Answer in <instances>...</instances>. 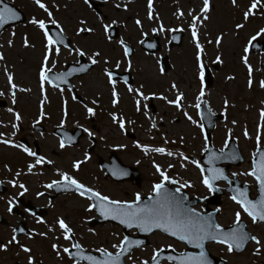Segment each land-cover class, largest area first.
<instances>
[{
	"label": "snow or ice",
	"instance_id": "snow-or-ice-1",
	"mask_svg": "<svg viewBox=\"0 0 264 264\" xmlns=\"http://www.w3.org/2000/svg\"><path fill=\"white\" fill-rule=\"evenodd\" d=\"M101 2L105 5L110 4L117 12L121 10L128 12L130 11L129 4L134 0H101ZM32 3L35 8L41 11L43 16L32 15L27 20V24L36 29L42 38V50L36 68L37 106L31 122V131L38 133V138H45V133L38 126H41L45 120L51 119L47 111V105L50 103L48 89L51 88L58 92L61 97L56 124L57 131L53 133L56 137V147L61 152H65L78 143L77 137L81 135L85 137L87 146L81 150L79 157L73 156L68 169H63L57 166L56 161L48 155L40 154L35 148L16 139L24 131L22 127L24 115L15 107L20 98L18 94L30 95L33 88L17 83L16 73L13 70L15 66L9 67L7 58L2 51L5 46L9 49L15 47L16 32H10L11 38L0 44V64L3 65L0 68V73L4 77V87L0 89V98L9 99L11 104L6 108L9 116L7 122L0 119V146L14 149L29 159L25 162L24 168L14 172L8 164L3 165L4 169L11 174V178L7 181L0 180V184L6 182L11 188L18 190L17 193L10 194L7 198L0 196V200H5L7 205L6 211L13 215L15 210L20 207L19 197H24L29 192V188L20 181V177L43 175L42 170L51 166L55 178L42 184V188L71 193L85 201L83 211L88 216L85 217L84 223H87L89 219L99 218L104 221H115L125 229L135 230L146 235H154L156 232H160L167 237L174 238L175 241L181 242L186 247L195 249V251L182 250L178 252L172 243H168L165 246H154L150 255L142 259L133 253L135 250L147 247L145 240L134 239L127 234L112 243L110 245L111 250L108 247L97 246L89 251L77 240L76 232L67 222L66 216L58 215L49 223L37 215L35 211L24 208V213L33 217L38 224L46 226V231L43 232L28 231L27 238L33 240L39 236L42 239H52L50 248L56 258L62 261L67 256L71 264H213V259L207 249L209 243L221 246L229 256L243 255L245 251H249L247 246L251 244L253 247L250 250V255L252 257H264V239L261 238V235L251 234L247 231L242 222V217L246 215L252 225L264 224V100L260 101L254 135L249 132L246 123L241 129V135L245 140L254 141V150L250 153L249 168L241 172H232L231 177H229L223 168L216 166L217 162L223 160L242 161L243 157L239 154L238 148L231 147L234 140L237 142L239 140V137L234 135V128L240 122L236 119L228 121V110L235 108L236 105L227 96L222 98V111L219 112V116L225 122L224 127L226 129L222 147L218 150L214 149L206 132V128L215 127L213 118L218 115L213 110L210 100L207 99L210 92L207 84L209 65L205 62L206 48L215 46V52L218 54L211 59V64L222 66L225 61L221 47L229 35L223 30L215 36L207 33L208 23L212 19L211 13L214 10L211 0H199L196 7L187 11L177 7L173 17L180 22V25L174 27L166 26L155 11L154 0H147L146 18L154 25L151 27V33L163 35L166 48L169 43L180 39L176 33L188 34L189 43L193 49V75L197 84L194 102L188 103L187 106L185 103L188 99L187 94L175 81L168 84L166 91H146L144 83L133 86L129 83L127 76L122 79L118 77V71L122 65L126 64L124 68L126 72L133 70L132 56L134 50L123 37L118 39L113 37V30L115 26L120 25V21L118 19L108 20L104 14L97 12L93 7L92 0H83V4L96 13V20L100 25L103 38L108 44L114 45L112 51H115L116 46H118L120 49L119 58L107 56L97 49L85 48L80 46L78 42L73 44L68 41L65 28L52 10L59 11L60 6L55 2L51 6L46 0H32ZM230 4L233 9L239 10L240 13V19L233 22L231 31V35L237 40L241 39L240 34L248 29L252 21L257 19L264 21V0H248L243 6L240 0H230ZM20 19L21 14L15 6H10L5 0H0V29ZM133 23L140 30V38L137 43L147 49L157 48L156 43H146L145 38L148 36V32L144 29V21L137 17ZM122 26L127 27L126 24ZM53 28L55 31H52ZM95 33V26L89 25L87 19L80 18L77 21L75 36L81 37ZM169 34H172L170 39ZM262 41H264V23L253 26L241 44L239 62L245 70L246 87L249 92L257 86L261 91H264V78L257 82L255 77L257 71L264 72V62L259 68H255L250 62L253 49L259 50L258 45ZM21 46L24 49H35L36 47L27 35L23 36ZM65 51L72 58V64L67 66L66 60L65 66L62 67L60 57ZM155 64L158 75L160 77L167 76L168 69L160 58L155 60ZM96 66L100 67V72L108 89L112 110L108 111L107 115L116 131L127 137L129 126H132L134 131L136 125V120L129 119L123 112L117 110L121 102V92L118 85L123 83L126 92L131 96L134 112L142 115L148 122V127L145 130L148 139L156 141L157 135H159V143L132 140L131 146L140 152L142 159L149 160L154 170L153 176L156 177L150 185V192L146 196L137 191L131 199L113 198L84 182L79 175L83 166L93 159L90 149L96 146L97 140L106 149L111 147L113 151H123L129 147L125 143L109 145L106 135L99 134L98 131L93 130L79 119L74 122V128L78 130L76 135H70L65 130L70 117L69 101L65 98L66 91L71 93V101L80 106L85 121H90L97 116V109L101 107L102 96L96 95L88 102H84L77 96L75 86L70 83V78L78 77L79 74H87ZM235 79L234 75H225L227 82ZM152 100L161 101L167 107L174 109L199 130L203 141L200 155L206 157L203 162L182 150L185 144L183 135L172 138L167 132H160L164 117L162 115L157 116L151 111L150 102ZM188 108L195 110L197 118L189 113ZM245 110L250 111L251 109L246 106ZM178 122L176 119L171 121V123ZM229 123L232 127L228 126ZM157 156L164 158L163 163L155 158ZM142 159H136L135 164L141 165ZM190 165L198 170V182L208 195L222 191L218 187V182H226L227 190L230 193L229 199L236 205L233 212L234 219L230 226L225 227L214 219V216L222 211L221 208H216L215 212H203L188 203L189 196L185 190L195 188V183L179 173L175 175L172 173L177 168L187 171ZM105 168L108 174L118 180L129 175L127 169L120 167L115 162L110 167L105 166ZM240 176L253 179L258 192L257 196H250V186L247 183L243 186L238 183ZM169 185L175 187L170 188ZM35 195L40 198L45 195V192L37 191ZM208 195L197 197V199L207 200ZM48 206L54 207L52 201L48 202ZM88 232L97 235L91 227L88 228ZM19 233H25V229L13 226L10 237L6 241H0V252L7 253L14 247L18 249L17 256L20 253L25 254V264H42V261H37L32 247L21 242ZM61 240L68 242L67 246L62 245ZM225 264H227L226 261Z\"/></svg>",
	"mask_w": 264,
	"mask_h": 264
},
{
	"label": "rangeland",
	"instance_id": "rangeland-1",
	"mask_svg": "<svg viewBox=\"0 0 264 264\" xmlns=\"http://www.w3.org/2000/svg\"><path fill=\"white\" fill-rule=\"evenodd\" d=\"M6 1L21 9L26 14L27 20L32 15L43 16L41 11L35 8L32 0ZM145 1L146 0H134V2L129 4L130 11L128 12H123L122 10L117 12L111 7L110 4L105 5L101 2V0H92V4L96 6V4L99 5L102 3L103 6H105L104 10L106 14H108L109 16L108 20H111L112 18L118 19L121 23L124 22V24L127 25V27H123L122 25L124 24L117 25L121 28V36L128 37V35H132L137 39L140 37V30L136 28L133 20L131 19H133L134 16L137 15V11H140L139 5H143ZM196 1L197 3H195L192 7H196L199 4V0ZM213 1L214 3L212 5L214 7V10L211 13L212 19L208 23L207 33H210L211 36H215L221 30H223L225 32H228L229 35L227 36L224 44L221 47V53L225 61L222 66L211 64V59H213L214 56L218 54L215 52V46H209V53L207 52V56L205 57V62L212 69L213 74L212 86L208 87L210 96L207 97V99L210 100L213 110L218 114L220 111H222V98L224 96H227L230 101L236 105L235 108H229L228 121L236 119L240 122V124L234 128V135L235 137H239L238 145L245 158V163H243L240 167L232 168L230 170L231 175L232 172H241L249 168L250 153L254 150V141L245 140L241 135V129L246 123L249 132L254 135L255 124L258 120V108L260 106V101L264 100V91H261L258 86L255 87L251 92H249L246 87L245 70L239 62L241 44L243 43V38L247 36L248 31L253 26L264 23V21H260L259 19L252 21L249 24L248 29L240 34L241 39L237 40L234 36L231 35V31L233 28V22L240 19L239 10L232 8L230 0H211V3ZM46 2L50 6L53 2L60 6L59 11H56L55 9L52 10L54 11L56 18L62 23L63 27L65 28L66 36L70 37L74 41V44L78 42L80 46L100 50L107 56H111L114 58L120 57V55H117L114 51H112L113 45L108 44V42L103 38L100 25L96 20V13L87 8V6L83 4V0H46ZM247 2L248 0H240L242 6ZM65 5H67V7H65ZM163 5L164 4L161 3V9L157 11L158 15L161 18L164 16ZM170 11L173 12L172 10ZM166 17H171V19H167L165 20V22H163L166 26H179L173 16L167 14ZM80 18L87 19L89 25L95 26L96 33L94 35H83L81 37L75 36V28L77 27V21ZM27 20L23 25L21 24L15 26L12 29L5 30L4 32L0 33V44L5 43L7 39L11 38L10 32H16L15 47L9 49L7 48V46H5L2 51L7 58L9 67L11 68L13 65L15 66L13 70L16 73L17 83L33 88V92L30 95L18 94L20 98L18 104L15 107L24 115V122L22 125L24 131L19 135H22V137L31 136V140H37L39 139L38 133H33L31 131V122L33 115L36 112L37 106L36 68L42 50V38L36 29L27 24ZM152 26H154L152 23L148 25V35L151 32L150 28ZM24 35H27L31 43L35 44V49L22 48L21 41ZM176 54L177 52H175V56L171 57L174 67L167 73V76L164 77H160L158 75L155 58L147 59L142 58L141 56L134 57L136 59L134 60L135 62L133 61L132 71L136 70L137 72V77L134 76V79L136 81L135 86L144 83L146 86V91L163 92L167 90L168 84L171 81H175L187 94L188 99L185 102L187 106L188 103L194 102V93L196 91L197 84L193 75V54L185 53L184 56ZM53 59H55V57H53ZM66 60L67 64L72 62V58L68 56L67 52L65 51L60 57V63L62 67L65 66ZM250 62L255 68H259L261 63L264 62V55H250ZM213 66H215L214 70L212 68ZM2 67L3 65L0 64V68ZM125 67L126 64L122 65L121 70H124ZM132 71L131 74H133ZM225 75H234L236 79L231 82H227L225 81ZM255 77L258 82L259 79L264 78V72L257 71L255 73ZM73 84L76 88V91L84 98L85 102H88L96 95H101L102 98L100 102L103 103L102 107L107 111L112 110L109 101L108 89L100 72L99 66H96L86 76L81 77L80 79H75L73 81ZM3 87L4 77L2 73H0V89H3ZM118 87L121 92V102L117 110H127L125 111L127 116L133 115L135 119H131L136 120L135 130L133 131L132 126H129L128 136L124 137L120 135L116 131L115 127L111 124L107 112L105 111L101 112L100 118H98V116L95 117L94 123H96V127H98V123L101 122V131L99 132V134L107 136V143L109 145H114L116 143H125L129 145V147L124 150V153H122L121 159L126 165L137 167V169L143 175L145 182L141 184L140 188H137L130 183L115 184L110 181H104V179L102 178L101 180H99L96 177L95 179L93 177H90L88 183L96 187L104 194H108L113 198L131 199L134 196V193L137 191L142 192L146 196L150 192L151 183L156 179V177L153 176L154 170L152 169L149 160L142 159L140 152L131 146L132 140L138 139L144 143H159V135H157L156 141H150L148 139V136L145 132L148 127V122L142 115H139V118L138 115L137 117L135 116L136 114H134V108L130 94L126 92V89L122 85H118ZM48 95L50 98V103L47 105V111L51 116V119L48 120H50V126L54 124L56 127V124L58 122L61 97L58 92L54 91L51 88L48 89ZM65 98H67L69 101L70 111V117L66 128L68 130L75 129L74 122L77 119L91 127L92 123L90 121L84 120L80 106L71 101V96L67 92L65 93ZM0 100H4V104L6 105L2 109L0 106V119H3L5 122H7L9 116L6 112V108L11 106V104L9 99L7 98H0ZM156 102V104L159 106L160 102ZM246 106L251 110L246 111ZM188 111L193 115L194 118H197L194 109L188 108ZM161 115L164 117V122L160 127V132H167L172 138H176L177 135H183L185 137V144L182 150L186 151L190 155L199 157L203 142L199 130L191 125L188 121H186L181 114L177 113L172 108L166 107L162 110L160 108L157 116ZM173 119H176L179 122L171 123ZM45 122L46 120L43 123ZM224 124V120L218 122L212 134L213 145L217 149L222 147L223 140L225 138L226 129L224 127ZM228 126L232 127L230 123ZM18 136L16 138L17 140ZM193 137H195V139H193ZM40 139V144H42V147L44 148L45 146L46 149L51 150L48 154L52 155L53 152V158L56 161L57 166L63 169H68L73 156L79 157L81 155V150L87 146L86 139H84L79 147H74L72 149L73 153L70 149L65 152H61L56 147V137L48 134L45 135V138ZM100 145L104 146L101 142ZM0 156H4V162H9V166L13 170H17L14 169V167L16 166L24 167L25 162L28 160L26 156L19 153L18 151L5 148L3 146H0ZM155 158L161 163H163L164 161V158L162 157L157 156ZM136 159H142L141 165L137 166L135 164ZM87 166H89V168L93 172L96 170L95 165L91 162L88 163ZM24 170L26 171V168ZM42 171L44 172L43 175L21 176L20 181H24V178L28 177L25 179V182L31 184L33 186L32 188L35 189L37 188L36 186L38 182H41L42 186V184L49 182L52 178H55L52 167L50 170L43 169ZM174 171L195 183V193H200V196H204L207 194V191L198 182V170H196L195 167L190 165L187 171L180 168H177ZM4 178V181H7V179L11 178V174L4 173ZM239 179L244 183H248L250 186H252V188L255 186V182L251 177L240 176ZM48 193L52 194V192ZM48 202L49 201L46 200V198H43L41 202H37L35 204H37V207L47 204L48 208ZM56 203L58 207L55 206L54 209L53 207L52 209L46 208L47 216H45L44 219L51 223L54 217L58 215L66 216L67 222L73 227L74 231L76 232L77 240H79L89 251L97 246H104L110 249V245L112 243H115L119 238L123 236L120 227L113 226L109 223L93 228L97 235L89 233L88 228L90 227V219L87 223H84L85 217L88 216V214L84 213L83 211V204L86 202L82 201L75 195L61 196L59 199H56ZM225 205L228 208L225 210L219 220L221 221V223H230L234 219L233 212L236 209V205L230 199H227L225 201ZM242 219L248 222V225H250L249 229L252 233L261 235V238L264 239V226L252 225L250 219L246 215L243 216ZM27 227L28 228H25V230H34L36 232L46 231V226L43 224H40V226H38L35 220H32L31 223L27 225ZM10 235V229L4 228V226H0V241H6L10 237ZM19 239L22 243L28 244L30 247H32L37 261H42V264H71L66 256L62 261L56 258L55 254L51 251L50 248V244L53 242L52 239H42L41 237L36 236L35 239L29 240L27 238V235L20 236ZM151 241L153 247V243H155L156 245L168 244V241H165L159 237H154L151 239ZM60 243L65 246H67L68 244V242L63 240H61ZM252 247L253 245L249 247V251L240 256H229L227 255L224 248L215 244L210 245V251L214 255L219 254L224 256L232 264H264V257H252L250 255V250ZM17 252L18 249L14 247L11 248L7 253L0 252V264H25V254L20 253V255L17 256ZM134 255L140 258L145 257L143 250L136 252Z\"/></svg>",
	"mask_w": 264,
	"mask_h": 264
},
{
	"label": "flooded vegetation",
	"instance_id": "flooded-vegetation-1",
	"mask_svg": "<svg viewBox=\"0 0 264 264\" xmlns=\"http://www.w3.org/2000/svg\"><path fill=\"white\" fill-rule=\"evenodd\" d=\"M161 3H163L164 5H163V10H164V12H163V14H164V16L161 18L162 19V21L163 22H165V20H167V19H171V17H166V15L168 14V15H170V16H173V13L176 11V8L177 7H180L181 9H183V10H185V11H187L188 9H190V8H192V6L195 4V3H197V1L196 0H154V7H155V11H156V13L158 14V10H160L161 9ZM214 3V1L212 2V4ZM146 5H147V0L145 1V3L143 4V5H139V7H140V11H137V15L136 16H134V18L133 19H131V20H133L134 21V19L135 18H140L141 20H143L144 21V25H145V29H146V31H147V28H148V25L150 24V23H152V22H150V21H148L147 20V18H146ZM93 6H94V8L96 9V11L97 12H99V13H101V14H104L107 18L109 17L108 16V14H106V12H105V6H103V4L101 3V4H99V5H97L96 4V6L93 4ZM214 8V7H213ZM172 10L173 12H171L170 10ZM162 10V11H163ZM166 10H169V11H166ZM109 13V12H108ZM174 18V17H173ZM112 19H114V18H112ZM176 20V19H175ZM176 23L177 24H179L180 25V22L179 21H177L176 20ZM120 24H124V22L123 23H121L120 22ZM115 27H117L118 28V32H119V34H120V37H123V36H121V28L119 27V26H115ZM151 29V28H150ZM182 36H181V38H180V46H178V47H173V48H171L170 47V45H171V43H169L168 44V46H167V48L165 47V38H164V36L163 35H153L151 32H150V34L145 38V40L146 39H150L151 41H153V39H155V38H157L158 39V45H159V50L157 51V52H155V53H151V52H149V51H145L144 49H143V47L142 46H140L138 43H137V40L140 38H135V37H133L132 35H128V37H123L125 40H126V42L128 43V44H130L131 45V47L133 48V50H134V54H133V56H132V62L136 59V58H134V57H139V56H141L142 58H147V59H153V58H155V60L157 59V58H160V59H162V57H164V56H168V59H169V62H170V68L172 69L173 67H174V64H173V61H172V59H171V57L172 56H175V52H177V54H179V55H181V56H184V54L186 53V54H193V49H192V46H191V44L189 43V39H188V34L187 33H180ZM170 36H171V34H169V39H170ZM71 39V38H70ZM203 39V38H202ZM71 41H72V43L74 44V41L71 39ZM113 47H114V45H113ZM169 49H170V51H169ZM166 52H165V51ZM208 50H209V47H207L206 48V52H208ZM115 52V54H117V55H120V49L118 48V46H116V50L114 51ZM209 53V52H208ZM176 54V55H177ZM135 62V61H134ZM95 68V67H94ZM119 71H124V70H119ZM133 72V74H131V72H129L130 74H131V77H132V80H133V83H132V85L133 86H135V84H136V81H135V79H134V76L135 77H137V72H136V70H134V71H132ZM119 85H122L124 88H125V86L123 85V83H121V84H119ZM157 100H152L151 102H150V107H151V111L155 114V115H157L158 114V112H159V110H160V108H161V110L162 109H164V108H166L167 106L166 105H164L163 104V102H161V101H158V102H160V105L158 106L156 103ZM85 102V101H84ZM101 103V107L100 108H98L97 109V116H98V118H100L101 117V112H103V111H105V112H108L107 110H105L103 107H102V105H103V103L102 102H100ZM119 109H121V108H119ZM119 111H121V112H123L126 116H127V114H126V112L125 111H127V110H123V109H121V110H119ZM134 114H136L135 112H134ZM137 115H138V118H139V115L140 114H136L135 116L137 117ZM96 116V117H97ZM129 119H131V118H134L133 117V115L132 116H127ZM135 119V118H134ZM97 120V119H96ZM94 121H95V118H92L91 120H90V122L92 123L91 124V128L93 129V130H95V131H98V132H100L101 130V128H100V123H98V127H96V123H94ZM86 124V123H85ZM87 125V124H86ZM88 126V125H87ZM41 127H42V130H43V132L45 133V135H51V136H54L53 135V132H54V130L56 129V127H55V125L54 124H52L51 126H50V120H46V122L45 123H42V125H41ZM66 130H67V128H66ZM20 137V138H19ZM55 137V136H54ZM21 139H23L24 140V142L27 144V145H29V146H31V147H33V148H35L36 150H38L39 152H40V154H45V155H48L51 159H53L54 160V156H53V152H52V155L51 154H48L51 150L50 149H46L45 148V146H44V148L42 147V144H40L41 143V139L39 138V139H37V140H31V136H27V137H22V135H19L18 136V141L19 142H21L22 140ZM85 139V137L83 136L82 137V139L80 140V143L77 145V146H74V147H79L80 146V144H81V142L83 141ZM32 142V143H31ZM22 143V142H21ZM74 147H72V148H69L71 151H72V149L74 148ZM92 152V155H93V159L90 161L91 163H93L94 165H95V167H96V170L93 172L90 168H89V166H87V164L86 165H84L83 166V168H82V170H81V173L79 174L80 175V177L84 180V182H86V183H88V180H89V178L90 177H93L94 179H95V177L97 178V179H99V180H101V178L102 179H104V181H110V182H112V180H110L109 178H106L105 177V171L103 170L102 171V169L99 167V163H102V164H108L109 162H110V159H111V157H112V154H115L122 162H123V160L121 159V157H122V153H124V150L121 152V150H116V151H113L112 150V148H110L109 147V149H106L104 146H102V145H100V142H99V140H97V143H96V146L95 147H93V150L91 151ZM72 153H73V151H72ZM29 159V158H28ZM89 162V163H90ZM124 163V162H123ZM4 164H8L9 165V162H7V161H5L4 162V157L2 158V159H0V180H5V178H4V173H8L5 169H4V167H3V165ZM125 164V163H124ZM20 168H24V167H22V166H16V167H14V169H20ZM137 168V167H136ZM46 170H50L51 169V166H47L46 168H45ZM13 171H15V170H13ZM140 172V171H139ZM172 174H177V172H173ZM140 176L142 177V184L145 182V179H144V177H143V175L140 173ZM26 178H28V177H26ZM26 178H24V181H21V182H23V183H25L26 184V186L29 188V192L24 196V197H19V203H20V207H18L16 210H15V213L13 214V215H10V214H8V212L6 211V208H7V205H6V203H5V200H0V216L1 217H3L4 218V228H8V229H10L11 230V228L13 227V226H16V227H18V223L19 222H24V223H26V225H29L30 223H31V221L32 220H35L33 217H31V216H28L26 213H24L23 212V209L24 208H27V205L28 204H31L33 207H36V208H41V209H46L47 208V204H45L44 206H36L37 204H35V203H37V202H41V200L43 199V198H46V200H48V201H52V204L54 205V207L56 206V207H58L56 204V199H59V197H57V198H55V199H51L50 198V194L48 193L49 191L48 190H45V189H43L42 188V186H41V182H38L37 183V188H35V189H33L32 187V185L31 184H29L28 182H25V179ZM113 183V182H112ZM173 187H175L174 185H172ZM220 188L222 189V191H224L225 189H226V185H224V184H220ZM0 190H3V192L2 193H0L1 195L0 196H4L5 198H7L10 194H14V193H17V189H13V188H11V186L10 185H8L6 182L4 183V184H0ZM37 191H43V192H45V195L43 196V197H40V198H37L36 197V195H35V193L37 192ZM187 193H189L192 197H201L200 196V193H195V189L193 188V189H186L185 190ZM71 195H73V194H71L70 193V195H68V196H71ZM206 195H208V193L206 194ZM205 196V195H204ZM227 199H229V194L226 192V191H224V193H223V195H222V199H221V205L219 206V208H221L222 209V211L220 212V213H218L217 214V221H218V223H220V224H222V225H224L225 227L226 226H229V225H231L232 224V221L230 222V223H221V221L219 220L220 219V217L223 215V213L225 212V210L228 208V207H226V205H225V201L227 200ZM54 207H53V209H54ZM48 208H51L52 209V207H49L48 206ZM47 208V209H48ZM198 210H202V205H197V207H196ZM215 210V209H214ZM45 216H47V211H46V213H45V215L42 217V218H44ZM37 223V222H36ZM37 225L38 226H40V224H38L37 223ZM0 226H3V225H0ZM254 234V233H253ZM154 237H159V238H162L163 240H165V241H168V243H172L173 244V246L174 247H176V249H177V251L179 252V251H182V250H185L186 249V246L185 245H183L182 243H180V242H177V241H175V240H173V239H171V238H169V237H167V236H165V235H163L162 233H160V232H156L154 235H151V237L149 238V243H148V245H147V247H145V248H143V249H140V250H135L134 251V253H133V255L136 253V252H138V251H141V250H143V253L145 254V257H143V258H147L149 255H150V253H151V251H152V248H153V246H152V241H151V239L152 238H154ZM44 245V244H43ZM153 245L154 246H156V244L155 243H153ZM161 246H165V245H163V244H160ZM210 245H212L211 243L210 244H208L207 245V248H208V250H209V252L211 253V251H210ZM249 246H251V244H249L248 245V248H249ZM151 247V248H150ZM247 251H245L243 254H245ZM212 254V253H211ZM212 255H214V254H212ZM215 257H217V258H219V259H223V260H225L228 264H232V263H230L224 256H222V255H219V254H217V255H214ZM237 256H239V255H237ZM67 257V256H66ZM142 258V259H143ZM68 259V258H67ZM69 260V259H68Z\"/></svg>",
	"mask_w": 264,
	"mask_h": 264
},
{
	"label": "water",
	"instance_id": "water-1",
	"mask_svg": "<svg viewBox=\"0 0 264 264\" xmlns=\"http://www.w3.org/2000/svg\"><path fill=\"white\" fill-rule=\"evenodd\" d=\"M5 2L8 3L7 1H5ZM8 4H9L10 6H14V5L11 4V3H8ZM15 8H16V7H15ZM16 9H17V11L21 14V19H20L19 21L13 22V23H11V24H9V25H5V27H4L3 29H0V33H1L3 30H5L6 28L10 27V26L17 25V24H21V23L25 22L26 18H25V16H24V14H23L18 8H16ZM52 31H55V29L53 28ZM113 33H114V34H113V37H118V30H117L116 28H114ZM176 35L179 36L180 38H181V36H182L180 33H176ZM67 40L69 41V39H67ZM148 42H150V41H149L148 39H146V43H148ZM153 43H156V44H157V48H155V49H147L146 47H144V49H145V50H150V51H152V52L158 50V49H159V48H158V39L155 38V40L153 41ZM179 44H180V39H179L178 41H173V42L171 43L170 47H172V46H174V45H179ZM258 49H259V50H257V49H253V52H252V53H258V52H262V53H264V41L261 42L260 45H258ZM82 62H86V61H82ZM162 63L167 67V69H169V63H168V60H167L166 57L163 58ZM68 66H70V65H68ZM83 75H85V74H79L78 77L83 76ZM118 77H119L120 79H122V78L124 77V75H118ZM74 78H75V77H74ZM74 78H70V83H71V80L74 79ZM212 82H213L212 74H211V71L209 70V72H208V76H207V84H208V87H211ZM129 83H130V81H129ZM65 87H66V86H65ZM77 96H78V95H77ZM221 119H222V117H220L219 115H217V117H214V118H213V121H214V123H215V126H216V122H217L218 120H221ZM214 128H215V127H213V128H206V132H207V134L209 135L210 140H211V133H212V131H213ZM76 133H77V132H76ZM76 133H74L73 135H76ZM81 136H82V135H81ZM81 136L77 137L78 143H79V139L81 138ZM78 143H77V144H78ZM211 146H212V143H211ZM212 147H213V146H212ZM231 147H232V148H238L239 154L241 155L240 149H239V147H238V145H237V142H236L235 140L232 142ZM112 158H113V157H112ZM115 158H116V157H115ZM203 159H206V157H201V161H202V162H203ZM243 161H244V159H243L242 161H229V160H223V161H219V162H217V165H216V166L221 168V165H222V164L227 163L229 166L223 168L224 171H225V173H226V170H227L228 168H230L231 165L239 166ZM111 162H112V163L115 162V163L118 164L120 167H123V168L127 169V170H128V173H129V175H128L127 177H123V178H121V179H119V180L116 179L115 177H112V176L110 175V176L112 177V179H114V180L117 181V182L130 181V182H132L133 184H137V185L140 184V178L138 177V172L136 171V169H134V168H129V167H124V166L118 161L117 158H116V159L113 158V159L111 160ZM100 164H101V163H100ZM111 165H112V164H111ZM111 165H110V166H111ZM110 166H108V167H110ZM257 193H258V192H257ZM213 198H214V197H213ZM213 198H210V199H207V200H204V201H200V203H205V204H206V206H205L204 208H205L208 212H212L210 209H208V206H209L211 203H214V202H213ZM218 198H219V196L217 195V196H216V199H218ZM188 203L194 206V205L196 204V199L190 200V198H189ZM214 204L219 205L220 202H216V203H214ZM215 217H216V215L214 216V219H215ZM107 222H110L111 224H114V225H117V226L121 227L124 235L127 234V235H129L130 237H132V236L130 235V232H131L132 230H128V229L123 228V226L119 225V224H118L117 222H115V221H104V220H102V219H96V220H92L90 224H91V227H94V226H97V225H101V224L103 225V224H106ZM243 223H244V222H243ZM244 224H245V223H244ZM245 226H246V224H245ZM137 234H138V237H132V238H134V239H143V240H145L146 244L148 243L147 238H148V236H150L151 234H147V235H146V234H144V233H140V232H137ZM214 263H215V261H214V259H213V264H214Z\"/></svg>",
	"mask_w": 264,
	"mask_h": 264
}]
</instances>
